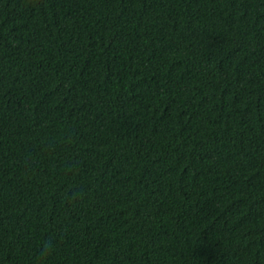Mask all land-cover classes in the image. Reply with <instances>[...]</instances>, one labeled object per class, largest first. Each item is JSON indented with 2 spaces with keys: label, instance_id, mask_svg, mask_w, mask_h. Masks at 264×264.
I'll return each instance as SVG.
<instances>
[{
  "label": "trees",
  "instance_id": "obj_1",
  "mask_svg": "<svg viewBox=\"0 0 264 264\" xmlns=\"http://www.w3.org/2000/svg\"><path fill=\"white\" fill-rule=\"evenodd\" d=\"M0 264H264V0H0Z\"/></svg>",
  "mask_w": 264,
  "mask_h": 264
}]
</instances>
